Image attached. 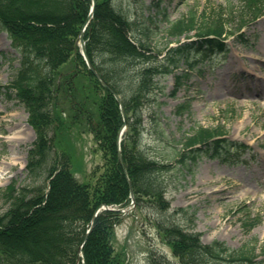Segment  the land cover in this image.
<instances>
[{
  "label": "trees",
  "instance_id": "obj_1",
  "mask_svg": "<svg viewBox=\"0 0 264 264\" xmlns=\"http://www.w3.org/2000/svg\"><path fill=\"white\" fill-rule=\"evenodd\" d=\"M160 3H154L159 14ZM91 4L92 0H0V26L20 53L17 72L4 88L25 106L37 136L28 151L30 182L24 186L13 182L2 194L7 207L0 213V264H77L78 248L97 207L125 206L130 201L117 152V134L123 124L119 105L89 71L76 43ZM263 10L264 0H241L237 15L244 24ZM137 20L118 10L112 0H98L86 31L87 51L103 78L123 97L129 128L122 152L137 204L166 208L162 175L170 165L150 158L140 146L141 109L151 99L156 77L173 71L181 59L192 67L195 52L223 51L226 25L219 18L199 24L195 15L178 21L171 35L195 30L199 39L170 48L168 62L158 65L152 54V31ZM183 78L178 76V82ZM75 128L93 133L103 154L104 164L93 172V184L75 178L73 156L62 142L61 152L53 156L57 133L62 141ZM220 135L221 129L201 128L173 158L186 162L188 154L195 157L204 152L229 161L238 144ZM196 144L200 147L194 148ZM121 220L118 211L99 214L84 246L86 264H126L113 245L115 225ZM32 226L54 232L51 240L42 246L37 239L23 237V230ZM160 228L183 264L258 263L254 249L234 250L219 241L206 245L199 234L187 233L179 225L160 224ZM150 264L169 263L153 255Z\"/></svg>",
  "mask_w": 264,
  "mask_h": 264
},
{
  "label": "rangeland",
  "instance_id": "obj_2",
  "mask_svg": "<svg viewBox=\"0 0 264 264\" xmlns=\"http://www.w3.org/2000/svg\"><path fill=\"white\" fill-rule=\"evenodd\" d=\"M139 1L115 0V4L123 6L129 15L137 10L141 17L154 15L148 8L153 0ZM239 5L240 0H162V6L173 22L190 16L191 12L204 13L211 20ZM163 20L153 28L158 25L156 34H160L155 43L159 48L171 40L166 35L169 26ZM237 25L235 20L229 28L235 31ZM236 32L243 33L247 42L242 43L243 38L238 36H230L228 52L216 55L213 60L202 61L191 79L177 92L174 75L159 78V88L142 109V125L145 126L142 139L144 144L149 143L154 154L159 151L154 148H168L167 141L160 142L157 132L148 124L153 116L157 123L161 122V128L165 129L173 146L175 139H182L195 128L222 125L231 140L242 141L251 149L241 164L229 165L201 156L189 166H179L165 175L166 197L172 205L169 212L161 214L151 208L140 212L133 207V213L116 228V249L127 264H149L151 251L179 264L163 235L148 218L157 217L184 226L186 216L176 214L180 208L195 213V229L201 233L204 242L219 239L232 248L252 246L251 242L255 241L258 245L264 243V15ZM18 66L19 53L0 28V193L12 181L18 184L30 182L26 180L25 164L27 151L36 136L28 123L25 107L14 99V94L9 96L1 87L10 82ZM180 67L184 69L186 64ZM125 87L127 93H131L130 87ZM182 106L186 108L181 110ZM18 123L24 131L23 138L9 139L18 131ZM64 140L74 144L76 177L81 182H88L83 180L102 164L93 135L75 128ZM13 156L17 161L10 163ZM4 170L6 173L2 175ZM5 209L0 196V213ZM146 215L148 218L145 219ZM257 217H260V223L253 228L247 229L243 225L244 221ZM53 234L45 227L32 226L25 228L22 236L37 239L44 246Z\"/></svg>",
  "mask_w": 264,
  "mask_h": 264
},
{
  "label": "water",
  "instance_id": "obj_3",
  "mask_svg": "<svg viewBox=\"0 0 264 264\" xmlns=\"http://www.w3.org/2000/svg\"><path fill=\"white\" fill-rule=\"evenodd\" d=\"M94 3H96V0H93ZM93 17V13L89 16V20ZM79 40L81 41V44H82V51H83V55L87 61V64L89 65V68L90 70L95 74V76L100 80V82L102 83V85L104 87H106L107 89H109L114 95L115 97L117 98L118 102L120 103L121 105V110H122V113L125 117V110H124V107L122 106V103H121V99L119 97V95L113 90V88L103 80V78L101 77V75L97 72V70L95 69V67L92 65V63L90 62L89 58H88V55H87V50H86V45H85V38H84V33H81L80 37H79ZM119 159L121 161V164L123 165L124 167V163H123V160H122V156H121V153H119ZM93 222H94V219H93ZM92 222V223H93ZM88 239V233L85 235L84 237V241L83 243L86 242V240ZM82 250V248L80 249Z\"/></svg>",
  "mask_w": 264,
  "mask_h": 264
},
{
  "label": "bare ground",
  "instance_id": "obj_4",
  "mask_svg": "<svg viewBox=\"0 0 264 264\" xmlns=\"http://www.w3.org/2000/svg\"><path fill=\"white\" fill-rule=\"evenodd\" d=\"M26 126H28V125L26 124ZM17 128H19L18 131H16V132L13 134V136H10L9 139H12V140H13V139H20V138H23V137L21 136V134H22L24 131L20 129V124H19V123L17 124ZM17 128L15 127L14 129H17ZM10 159H11V161H12V162H10V163H13V162H16V161H17V157H16V156L11 157ZM4 173H6L5 170L2 172V175H4Z\"/></svg>",
  "mask_w": 264,
  "mask_h": 264
}]
</instances>
